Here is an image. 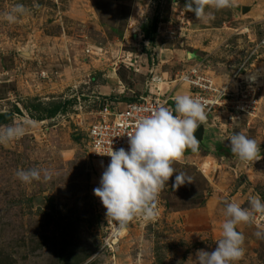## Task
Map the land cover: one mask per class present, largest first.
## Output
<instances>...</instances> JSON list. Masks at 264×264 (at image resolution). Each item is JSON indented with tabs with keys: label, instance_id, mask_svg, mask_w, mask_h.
Segmentation results:
<instances>
[{
	"label": "rangeland",
	"instance_id": "374dc122",
	"mask_svg": "<svg viewBox=\"0 0 264 264\" xmlns=\"http://www.w3.org/2000/svg\"><path fill=\"white\" fill-rule=\"evenodd\" d=\"M185 3L0 0V129L28 128L0 144V264H112L102 250L109 225L93 193L99 169L88 138L101 97H116L121 109L151 92L190 95L178 77L193 67L223 85L264 64V49L254 53L264 38V0L206 8L200 20ZM16 4L26 12L9 23L3 14ZM154 76L163 81L150 85ZM228 89L238 93L208 117L198 150L173 165L193 183L173 189V174L159 192L156 219L127 224L116 264H196L197 250L212 251L220 239L225 201H264V82L244 88L245 100L234 83ZM240 104L245 111L236 117ZM233 132L255 139L261 159L239 161L228 141ZM31 168L49 170L51 180L42 172L40 181L22 183L16 170ZM237 230L244 256L234 264H264L256 225Z\"/></svg>",
	"mask_w": 264,
	"mask_h": 264
},
{
	"label": "clouds",
	"instance_id": "9594fccd",
	"mask_svg": "<svg viewBox=\"0 0 264 264\" xmlns=\"http://www.w3.org/2000/svg\"><path fill=\"white\" fill-rule=\"evenodd\" d=\"M233 4L234 0H186L185 7L200 20L207 17L206 8L222 10ZM25 12L24 5L16 4L3 16L9 23H15ZM174 101L175 114L173 109L161 105L137 119L133 132L127 134L128 150L111 147L101 154L111 159L102 173L100 186L94 188L93 193L101 200L108 220L117 222L121 229L136 218L156 219L159 192L174 173L173 189L193 183L192 176L186 171H177L173 165L183 158L186 149L198 150L200 140L194 133L206 121L205 107L199 99L186 93L177 94ZM27 130L26 124L0 129V144L6 146L23 137ZM228 141L232 154L239 161L247 163L261 159L260 146L243 132H233ZM42 172L45 181L51 180L52 173L47 169H17L15 175L22 183L31 184L42 179ZM224 216L216 247L212 251L197 250L196 264H234L239 261L244 256L245 239L237 230L241 224H256L255 236L264 239V225L257 222V216L264 217V201L259 195L250 198L248 207L225 201Z\"/></svg>",
	"mask_w": 264,
	"mask_h": 264
},
{
	"label": "built area",
	"instance_id": "2783aa9c",
	"mask_svg": "<svg viewBox=\"0 0 264 264\" xmlns=\"http://www.w3.org/2000/svg\"><path fill=\"white\" fill-rule=\"evenodd\" d=\"M260 49H264V38L256 45L254 53L258 54ZM244 75H247V73H238L233 76L231 82L229 79L226 84L218 85L215 81L216 78L214 80L213 76L211 77L208 75H204L203 73H201L198 67H193L180 74V76L178 77V82L188 85L191 89H193V92L190 95L193 98L199 99L205 107L206 121L204 122V124L199 125L197 130L201 127H204L208 120V117L211 114L214 115L215 113H217V107L228 106L226 97H228L230 93H238L229 92L231 91V89H228V86H230L231 83L232 86L234 83L237 88L242 89L241 93L244 100L249 95H251L250 93L245 94L246 91L244 88H250L251 85L256 87L259 83H261L258 80L253 81L251 79L244 78ZM161 81H163L162 77L154 76L150 85H154L155 82ZM150 85L148 87H150L151 89L152 86ZM175 96V93L172 91L167 92V94L151 92L150 96H140L139 98H135L132 101L122 103L123 108L121 109L119 108V105L121 103H119V100L116 97L113 98L111 95H109L108 97L104 96L100 98V109L97 112L99 119L97 121H94L93 124H90L88 127L90 154L95 160L96 165L99 169L98 187L100 186L102 173L108 166L111 159L109 156L101 154L109 151L111 147L113 148V150H117L119 148L128 150L129 137L127 134L133 132L137 119L139 117L149 115L151 111L155 110L161 105L173 109L174 112ZM251 102L252 98L247 99V107L251 105ZM253 104H255V102ZM241 111L245 110L240 104L237 106L236 111L234 112L236 117H239L240 114L243 113ZM196 132L194 133V135L196 134ZM95 201L98 208L106 217L109 225V232L103 239L102 250H105V252H107L106 254H108V258L112 261V264H116L113 260L116 258L119 244L126 235L127 229L126 227L121 229L118 226L117 222L108 220L106 216V209L102 205L101 200L95 196ZM257 222L261 225H264V217L257 216Z\"/></svg>",
	"mask_w": 264,
	"mask_h": 264
},
{
	"label": "bare ground",
	"instance_id": "6f19581e",
	"mask_svg": "<svg viewBox=\"0 0 264 264\" xmlns=\"http://www.w3.org/2000/svg\"><path fill=\"white\" fill-rule=\"evenodd\" d=\"M243 77L247 79H251L253 81L258 80L260 82H264L263 80L264 79V64H262L260 67L256 69H253L252 71H249V73L247 75H244Z\"/></svg>",
	"mask_w": 264,
	"mask_h": 264
},
{
	"label": "water",
	"instance_id": "95a60500",
	"mask_svg": "<svg viewBox=\"0 0 264 264\" xmlns=\"http://www.w3.org/2000/svg\"><path fill=\"white\" fill-rule=\"evenodd\" d=\"M243 11H247L246 9H244ZM203 135H204V127H201L197 130L195 136L198 140H202L203 139Z\"/></svg>",
	"mask_w": 264,
	"mask_h": 264
},
{
	"label": "trees",
	"instance_id": "16d2710c",
	"mask_svg": "<svg viewBox=\"0 0 264 264\" xmlns=\"http://www.w3.org/2000/svg\"><path fill=\"white\" fill-rule=\"evenodd\" d=\"M126 102H128V101H126ZM57 111H58V107H55V108H53L52 110H51V109H50V110H47V113H50L49 115H53V114H55ZM5 116L7 117V114H5ZM185 152H186V153H191L192 150H191V149H186Z\"/></svg>",
	"mask_w": 264,
	"mask_h": 264
},
{
	"label": "crops",
	"instance_id": "0c3cea01",
	"mask_svg": "<svg viewBox=\"0 0 264 264\" xmlns=\"http://www.w3.org/2000/svg\"><path fill=\"white\" fill-rule=\"evenodd\" d=\"M104 88H106V87H104Z\"/></svg>",
	"mask_w": 264,
	"mask_h": 264
}]
</instances>
